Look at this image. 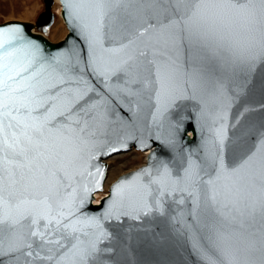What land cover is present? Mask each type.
Segmentation results:
<instances>
[{"label":"water","instance_id":"1","mask_svg":"<svg viewBox=\"0 0 264 264\" xmlns=\"http://www.w3.org/2000/svg\"><path fill=\"white\" fill-rule=\"evenodd\" d=\"M54 2L67 30L58 42L48 39ZM41 3L33 22L0 23L7 41L0 47V81L28 68L7 82L24 90L14 95L29 97L30 122L47 121L38 150L52 157L55 175L45 181L44 203L11 210L31 214L3 225L0 261L264 264V193L259 179L254 187L245 183L264 158V65L249 69L259 33L234 14L218 17L207 8L199 16L182 11L184 23L176 26L165 11L172 5L146 2L121 6L132 14L130 35L121 36L101 27L93 0ZM161 73L170 78L164 91ZM132 150L146 152L145 162L119 175L94 202L104 190L106 160ZM216 157L239 171L220 173ZM161 173L170 194L153 191L149 210L142 192ZM93 245L96 252L81 259Z\"/></svg>","mask_w":264,"mask_h":264},{"label":"snow or ice","instance_id":"2","mask_svg":"<svg viewBox=\"0 0 264 264\" xmlns=\"http://www.w3.org/2000/svg\"><path fill=\"white\" fill-rule=\"evenodd\" d=\"M93 2L99 13L101 27H107L110 32L121 36L130 35V20L128 17L132 14L127 9L121 10V6L130 3L147 2L172 5L171 9H165V11L170 12L175 17L170 23L176 26H181L184 23L180 15L182 11L191 13V16H199L202 8H207L210 13L218 17L225 14H234L244 22L249 32L259 33L260 36L259 41L253 40L251 44V47L256 51L249 59V69L254 70L258 64L264 65V0H93ZM180 5L185 7L182 9L179 7ZM167 26L165 25V27ZM14 30L19 32V27H15ZM181 30H183L182 27ZM139 34L143 35L144 32ZM3 36L4 32L0 30V47H3V44L7 42L3 40ZM124 47H127V45H124ZM141 55H144V53H141ZM129 59L131 60L132 57H129ZM26 71H28L27 67H21L16 70L15 76H20ZM15 76L9 75L7 80H14ZM7 80L0 81V85H2L0 87V209L7 207L10 211L0 213V234L3 232V225L13 226L19 222V219H24L31 214L25 208L17 217L12 215L11 210H19L27 204L44 203L47 200V191L42 189L45 187L47 177L55 175L51 170V165L54 164L52 157L45 156L38 150L47 121L40 123L34 118L31 122L29 121L28 117H31V111L35 110H29V97L14 95L15 93H23L24 90L19 87H12ZM158 83L161 91L167 90L170 86L169 75L161 73ZM22 108L26 110L27 116L21 112ZM224 139L223 133H219L221 149L223 148ZM260 144L264 147V133L261 134ZM217 160H219L220 167L218 171L220 173L231 175L239 171L238 168H225L222 159L218 157L214 158L213 162L215 163ZM249 160H251V157H249ZM247 162L245 161V163ZM186 171L189 172L190 176L199 179L197 172L191 171V169ZM145 174L146 170L138 173L137 176H144ZM257 179H259L260 191L264 193V158L259 161L258 170L250 175L245 183L248 187H254ZM200 182L203 183L202 180ZM152 185H156L157 188L153 189ZM157 190L162 196L170 194L166 187L164 173L151 179L143 189L142 204L145 208L152 210L154 206L149 203L148 197L152 195L153 191ZM18 195H23L24 198L17 200ZM39 196H43L44 200L37 201L36 197ZM29 197H32V199H29ZM209 199L215 201L216 194L213 192ZM158 206L159 201L155 207ZM260 210L264 213V200L260 203ZM253 211H255L254 208ZM33 223H36L35 219ZM49 223H52V221L50 220ZM55 223L58 225L61 221L56 220ZM32 235L35 236L37 233L33 232ZM96 250L95 245H93L91 251L85 250L81 253V259L87 260ZM0 264H3V262L0 261Z\"/></svg>","mask_w":264,"mask_h":264},{"label":"rangeland","instance_id":"3","mask_svg":"<svg viewBox=\"0 0 264 264\" xmlns=\"http://www.w3.org/2000/svg\"><path fill=\"white\" fill-rule=\"evenodd\" d=\"M42 9L41 0H0V23L7 20H20L33 22L35 17ZM53 10L60 11L59 4L54 2ZM59 13V12H58ZM57 17L52 25L48 39L52 42H58L64 38L67 30L62 19ZM146 152L130 151L113 155L106 161L108 163V173L104 183V190L95 194L94 202L106 194L108 186L121 174L141 166L146 160Z\"/></svg>","mask_w":264,"mask_h":264},{"label":"bare ground","instance_id":"4","mask_svg":"<svg viewBox=\"0 0 264 264\" xmlns=\"http://www.w3.org/2000/svg\"><path fill=\"white\" fill-rule=\"evenodd\" d=\"M59 12V10L57 11V13Z\"/></svg>","mask_w":264,"mask_h":264}]
</instances>
